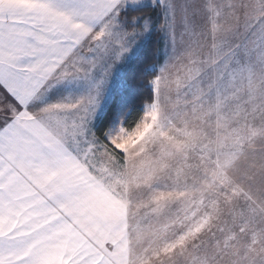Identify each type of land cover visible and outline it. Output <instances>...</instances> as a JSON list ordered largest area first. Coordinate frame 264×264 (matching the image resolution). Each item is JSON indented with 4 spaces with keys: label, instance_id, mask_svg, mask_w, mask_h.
Instances as JSON below:
<instances>
[{
    "label": "snow or ice",
    "instance_id": "snow-or-ice-1",
    "mask_svg": "<svg viewBox=\"0 0 264 264\" xmlns=\"http://www.w3.org/2000/svg\"><path fill=\"white\" fill-rule=\"evenodd\" d=\"M0 264H264V0H0Z\"/></svg>",
    "mask_w": 264,
    "mask_h": 264
}]
</instances>
